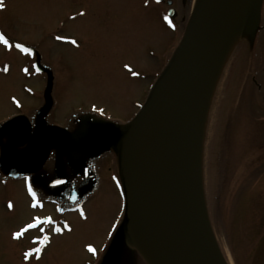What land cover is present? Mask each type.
<instances>
[{
	"label": "rangeland",
	"instance_id": "obj_1",
	"mask_svg": "<svg viewBox=\"0 0 264 264\" xmlns=\"http://www.w3.org/2000/svg\"><path fill=\"white\" fill-rule=\"evenodd\" d=\"M165 1L3 0L0 33L12 47L0 42V264L106 263L127 209L117 146L96 152L134 119L172 56L195 4V0H170L167 6ZM169 8L175 11L173 19L167 16ZM16 44L30 52H21ZM234 48L221 71L205 143L200 190L203 229L198 207L185 194L195 175V166L187 164L189 150L179 143L186 92L176 102L167 163L176 191L216 260L264 264V125L258 129L252 124L264 123V104L255 98L253 86L245 91L248 95L235 100L237 89H230L229 78ZM260 93L264 95V85ZM239 107L249 138L245 146L249 152L242 157L255 165L246 184L233 195L229 169L237 164L240 152L233 146L238 125L231 127L230 122ZM53 128L79 140L83 150L67 146L65 133L52 132ZM48 133L52 138L45 154ZM99 155V160L84 159ZM180 159H186L185 164ZM10 166L23 169L9 170ZM57 180L62 183L56 184ZM29 185L42 206L31 207ZM68 209L71 212H64ZM33 217H51L54 223L13 239L12 234L33 222ZM41 227L49 236L46 245L34 243L42 236ZM54 227L62 231L57 233ZM89 245L95 254L88 251ZM37 247L41 252L26 260L24 253ZM111 264H147L127 229L120 235Z\"/></svg>",
	"mask_w": 264,
	"mask_h": 264
},
{
	"label": "water",
	"instance_id": "obj_2",
	"mask_svg": "<svg viewBox=\"0 0 264 264\" xmlns=\"http://www.w3.org/2000/svg\"><path fill=\"white\" fill-rule=\"evenodd\" d=\"M154 1L161 3L163 0ZM240 1H195L172 56L151 86L138 113L125 130L107 138L100 150H97L96 153H100L122 141L121 176L127 219L115 234L105 264H111L117 242L125 228L132 227L135 234L145 241L143 228L136 217L141 201L147 205L153 216L171 264H219L175 189L167 163V149L174 129L176 102L209 54ZM247 1L249 3L245 16L258 0ZM167 5L171 6V1ZM167 15L173 19L175 11L169 9ZM54 130L56 131L52 132L65 133L67 139L63 142L67 146L72 144L83 150L79 140L61 129ZM51 138V133H48L45 154ZM19 169L14 166L9 168ZM36 183L40 182L36 180Z\"/></svg>",
	"mask_w": 264,
	"mask_h": 264
},
{
	"label": "bare ground",
	"instance_id": "obj_3",
	"mask_svg": "<svg viewBox=\"0 0 264 264\" xmlns=\"http://www.w3.org/2000/svg\"><path fill=\"white\" fill-rule=\"evenodd\" d=\"M248 3L249 1L247 0L240 1L239 5L235 8L225 23L209 54L190 80V86L187 91H185L187 87L183 91L186 93H184L182 98L187 104L184 108L185 113L183 114V119L185 118V120L181 126L182 131L180 132L179 143L182 142V145L187 147L189 150L187 164L190 168L192 164L195 166V175L194 177H190L192 188L190 189L189 187H186L185 194L187 195L186 197L189 202L198 207L197 218L198 221H200L201 228L205 219L204 214L202 213L203 209L201 208L202 191H200L202 186V168L205 143L207 141L208 131L212 122L216 92L218 90L221 71L230 58L236 42L240 22L247 10ZM196 95H198V98ZM181 101L182 100H180L178 105L180 110ZM123 128L125 129V127ZM123 128L121 131L124 130ZM121 142L122 141H118L115 143L120 162V176ZM41 147H43V145H41ZM42 152L43 151H41V154ZM180 162L185 164L186 159H180ZM121 187L122 192L124 193L123 183L121 184ZM136 217L143 228L145 241L140 239L129 227L124 230L127 229L130 237L138 244L147 264H171L153 216L147 205L142 201L137 207ZM219 264L225 263L220 261Z\"/></svg>",
	"mask_w": 264,
	"mask_h": 264
},
{
	"label": "flooded vegetation",
	"instance_id": "obj_4",
	"mask_svg": "<svg viewBox=\"0 0 264 264\" xmlns=\"http://www.w3.org/2000/svg\"><path fill=\"white\" fill-rule=\"evenodd\" d=\"M168 1L170 0L165 1L166 5ZM229 78L230 89H237L235 94L233 91V95H236L235 100L248 95L245 91L253 86L257 92L255 98L264 104V95L260 93L264 85V0H258L245 17L244 28L235 42ZM101 156L84 157V159L94 161L99 160ZM38 185L43 190H48L44 183ZM57 192L59 193V190ZM66 211L71 212L70 209L64 212ZM58 223L62 224L60 220Z\"/></svg>",
	"mask_w": 264,
	"mask_h": 264
},
{
	"label": "snow or ice",
	"instance_id": "obj_5",
	"mask_svg": "<svg viewBox=\"0 0 264 264\" xmlns=\"http://www.w3.org/2000/svg\"><path fill=\"white\" fill-rule=\"evenodd\" d=\"M3 0H0V8H3ZM81 15H83V13H81ZM57 40H61V39H65L64 37H61V36H57L56 37ZM0 42H3L4 45L8 46L9 49H11V45L9 44V41L8 39L5 38L4 34L3 33H0ZM71 44L75 45L77 44V41L76 40H70L69 41ZM15 47L17 49H19L21 52H25V53H29L30 52V49L25 47L24 45L22 44H16ZM126 68H128V70L132 73L133 76H136L138 75V73H136L135 71H133L128 65H125ZM3 71L7 72L8 71V68L5 67L3 69ZM25 72H27L28 70L27 69H24ZM62 183V181H59L57 180L56 181V184H60ZM28 192L29 194L32 196L33 198V203L31 205V207L35 208V207H38V206H42L39 204V201H37L36 199V193L33 191L32 187L29 185L28 187ZM8 209L11 210L13 209V204L11 201H9L8 205H7ZM80 215L81 217H84L85 214L84 212L81 210L80 211ZM86 218V217H85ZM33 222L31 223H28L26 224V226L22 227L19 231H16L12 234V238L13 239H20L26 232H28L29 230L31 229H34V228H37L39 227L40 225H43V224H53L54 222L52 221L51 217H46L44 219H41L39 217H33ZM64 228L68 229L69 231H71V229L69 228V226L67 224L64 225ZM42 236L41 237H37V238H34V243H39L41 245H46L48 242H49V236L44 234L45 233V229L44 228H40L39 229ZM53 230L57 233H60L62 231L61 228L59 227H54ZM88 251L89 252H92L93 254H95L96 252V249L93 248L92 246H88ZM41 252V248L40 247H37V248H34L30 251H26L24 253V258L27 260L28 258L32 257L33 254H39ZM39 258V257H37Z\"/></svg>",
	"mask_w": 264,
	"mask_h": 264
},
{
	"label": "trees",
	"instance_id": "obj_6",
	"mask_svg": "<svg viewBox=\"0 0 264 264\" xmlns=\"http://www.w3.org/2000/svg\"><path fill=\"white\" fill-rule=\"evenodd\" d=\"M242 108V107H241ZM241 108L239 107V109H235V113H234V121L233 119H231L230 125L231 127L237 126L238 125V129H237V133L235 134V139L234 141L236 142L235 145H233L235 147V150L237 151V153H239V160L237 162L236 165L232 166L231 169H229L232 172V179H229V186H230V190L233 193V195L237 194V191L240 190L241 187H243L246 184L247 179L249 178V174H250V170L251 168L254 167L255 162L254 161H248L247 159H244V157H242L244 154H246L247 152H249L248 148H246L245 146L249 141L248 138V132H247V128L246 125L243 124V121L245 120L243 118V111L241 110ZM254 116V115H253ZM252 116V117H253ZM253 119H255V117H253ZM255 124L256 128L258 127L261 128L262 125H264V123L262 122H258L257 124L256 122L252 123ZM242 126H245V128H243ZM236 128V127H235ZM241 128V129H240ZM233 141V143H234ZM232 143V142H231ZM237 155V156H238ZM252 162V163H251ZM257 164V163H256ZM234 196H229L228 199L230 198V200L233 199Z\"/></svg>",
	"mask_w": 264,
	"mask_h": 264
}]
</instances>
